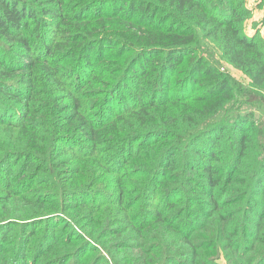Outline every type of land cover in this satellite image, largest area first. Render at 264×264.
<instances>
[{"label": "trees", "instance_id": "obj_1", "mask_svg": "<svg viewBox=\"0 0 264 264\" xmlns=\"http://www.w3.org/2000/svg\"><path fill=\"white\" fill-rule=\"evenodd\" d=\"M252 13L0 0V264H264Z\"/></svg>", "mask_w": 264, "mask_h": 264}, {"label": "rangeland", "instance_id": "obj_2", "mask_svg": "<svg viewBox=\"0 0 264 264\" xmlns=\"http://www.w3.org/2000/svg\"><path fill=\"white\" fill-rule=\"evenodd\" d=\"M264 2L262 0H248V6L253 9L252 17L246 22L245 30L249 35H258L264 42ZM259 4H261L259 6ZM236 77L245 81L246 77L242 72L231 70Z\"/></svg>", "mask_w": 264, "mask_h": 264}]
</instances>
